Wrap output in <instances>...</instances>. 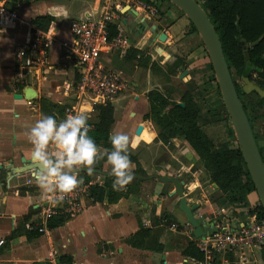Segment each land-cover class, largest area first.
Here are the masks:
<instances>
[{
	"label": "crops",
	"instance_id": "crops-1",
	"mask_svg": "<svg viewBox=\"0 0 264 264\" xmlns=\"http://www.w3.org/2000/svg\"><path fill=\"white\" fill-rule=\"evenodd\" d=\"M76 1L44 6L43 0H27L18 8L24 26H0V164L21 167L22 158L33 161L32 145L26 135L28 130L42 115L63 120L64 109L77 100L71 87L73 68L63 61L58 45L50 50L42 72L38 74L32 70L24 79L14 75L17 64L15 50L26 37L28 27L34 26L31 20L38 16H51L53 21L45 31L68 38L72 21L86 18L97 21L110 8L114 14L110 24L116 30L115 35L118 30L125 35L126 47L103 53L101 63L121 72L127 89L109 102L113 107L109 138L114 133H124L129 137V154L136 159L132 162L135 178L121 190H115L109 201L105 181L110 176V168L106 159L99 160L89 181L82 183L91 182L90 186L97 187L95 197H91L89 186L80 196V212L67 216L60 226L49 230L46 227L49 216L45 210L61 208L35 183L33 173L37 169L11 175L0 170V264H235L232 258L221 263L219 260L220 256L227 253L231 256L238 249L214 253L211 260L203 254L202 261L183 254L190 243L198 248V242L206 238L208 232L194 235V227L179 206L181 196L175 184L160 178L177 180L193 218L207 230L215 226L236 227L244 221L259 202L256 192H249L241 201H230L210 181L208 171L185 140L171 138L168 143H163L158 138L159 128L151 120L143 119L149 110V91L156 90L168 99L164 86L153 83L151 68H173V73L176 72L185 86L182 94L185 91L193 93L197 77L211 75L210 59L200 35L187 16L171 2L164 3L165 9L160 15H155L158 9L146 2L155 10L154 13L139 2L127 5L138 13V22H146V27L131 30L124 23L131 17L122 13L120 3H109V8L104 5L100 9L98 0H93L89 8L82 4L77 8L74 6ZM116 9H119L118 13ZM160 33L165 35L163 41L158 39ZM145 46L149 52H144ZM130 49L139 50L144 58L141 55L131 58L127 54ZM183 71L186 74L180 77ZM142 72L145 77L141 80ZM133 89L138 92H131ZM182 94L178 100H169L177 103ZM125 98L129 101L124 109V124L118 126L114 103ZM80 99L79 111L89 117L88 122L93 128L99 107L103 104H94L90 96H81ZM28 100L32 101L31 105L27 104ZM98 148L101 152L106 150L101 146ZM231 148L235 147L215 144L214 149ZM20 178L26 181L16 182ZM31 210L36 212L24 220L23 216ZM178 211L183 215L182 223L178 221ZM56 215L65 216L62 213ZM142 228L148 230L142 247L130 244L131 237ZM245 249L255 252L259 262L264 264V251ZM61 258L70 260L62 263Z\"/></svg>",
	"mask_w": 264,
	"mask_h": 264
},
{
	"label": "trees",
	"instance_id": "trees-1",
	"mask_svg": "<svg viewBox=\"0 0 264 264\" xmlns=\"http://www.w3.org/2000/svg\"><path fill=\"white\" fill-rule=\"evenodd\" d=\"M139 2L151 3L149 0H139ZM202 7L219 36L232 80L234 81V74L238 77L242 75L245 64L243 61V50L244 46H246L250 56V64L255 69H258V71L253 70L251 72L249 80L253 81V76H255L257 86L264 89V37L256 46H248L249 43L256 41L260 36L264 35V0H205ZM52 21L53 18L51 16L44 15L34 18L31 20V23L35 27L45 31ZM108 29L110 36H114L116 33L114 26L109 23ZM193 29L196 30L194 27ZM127 54L131 58H136L137 55H141V52L136 49H130ZM234 84L250 122L264 164V147L259 143L253 122L256 118L249 114L247 104L243 100L249 94H246L242 90V86H238L235 81ZM251 94H254L260 106L264 107V97L258 96L255 92ZM147 100L149 110L143 116V119L151 120L159 128L158 138L163 143H168L171 138H182L185 140L208 171L210 181L230 201H241L249 192L255 191L239 147L216 151L213 140L199 126L198 122L202 112L193 93L185 91L182 94L180 101L183 103V106H179L176 102L163 97L156 90L148 92ZM261 119L263 120L264 129V112L261 114ZM112 124L113 107L108 102L99 107L97 122L89 132V135L93 137L97 146L108 150L111 149L109 134ZM129 156L132 162H136L135 157L130 154ZM81 177H83V182H88L90 179L85 171L81 174ZM112 184L113 178L107 176L105 188L109 201L112 200V196L116 193ZM89 191L91 197H95L97 187L90 186ZM253 211L257 212L261 218H264L260 204L250 210V212ZM35 212L36 210L28 211L23 216V219L27 220ZM66 220V215H51L47 218L46 227L49 230L54 229ZM25 234L28 233L25 231ZM147 235L148 230L142 228L131 237L129 243L142 247L143 240ZM183 254L198 261L204 259L203 253L193 243H190L183 250ZM63 260L69 261L70 259L61 258L62 263L64 262Z\"/></svg>",
	"mask_w": 264,
	"mask_h": 264
},
{
	"label": "built area",
	"instance_id": "built-area-1",
	"mask_svg": "<svg viewBox=\"0 0 264 264\" xmlns=\"http://www.w3.org/2000/svg\"><path fill=\"white\" fill-rule=\"evenodd\" d=\"M25 1L27 0H0V26H24L18 8ZM195 1L202 5L205 0ZM139 4L154 13L155 10L147 4L141 2ZM118 11L119 9H116V13ZM103 14L97 21L88 18L72 21L68 38H62L35 26L28 27L26 37L15 50L17 64L14 75L24 79L32 70L38 71V74L42 72L46 68L50 50L55 45L59 46L63 61L68 62L73 68L74 78L71 87L77 99L75 104L64 109V118L68 114L80 113L81 96H90L94 99V104L104 105L127 89V82L121 72L109 69L101 63L103 53L123 50L126 47V37L120 30L115 36H110L108 24L114 18V14L109 11ZM27 104L31 105L32 101L28 100ZM90 185L91 182L80 184L63 202H57L61 210L50 207L45 210L46 216L58 213L66 216L78 214L81 210L80 196ZM215 228L216 232L202 238L197 244L207 260H211L214 253L234 249L256 248L264 251V218L258 216L255 211L249 213L236 227Z\"/></svg>",
	"mask_w": 264,
	"mask_h": 264
},
{
	"label": "clouds",
	"instance_id": "clouds-1",
	"mask_svg": "<svg viewBox=\"0 0 264 264\" xmlns=\"http://www.w3.org/2000/svg\"><path fill=\"white\" fill-rule=\"evenodd\" d=\"M84 113L68 114L63 120L42 115L26 133L32 145V160L39 166L33 173L35 183L53 202H63L80 184L85 171L91 176L96 163L106 159L114 190H121L135 177L129 156V137L110 136L111 149L101 152L89 135L92 126Z\"/></svg>",
	"mask_w": 264,
	"mask_h": 264
},
{
	"label": "water",
	"instance_id": "water-1",
	"mask_svg": "<svg viewBox=\"0 0 264 264\" xmlns=\"http://www.w3.org/2000/svg\"><path fill=\"white\" fill-rule=\"evenodd\" d=\"M174 6H176L187 18L190 20L193 27L196 29L198 34L203 41L204 47L207 51V54L210 59L212 69L217 81L219 91L221 93L223 103L227 110L228 117L230 119L233 131L235 133L236 141L241 152L246 170L250 176V179L253 183L254 190L259 198L260 205L264 213V164L259 152L258 145L253 135V131L242 106L239 95L236 91L234 81L232 80L230 70L228 68L227 62L224 57L222 45L219 39V36L212 25L207 13L203 9L202 5L195 0H169ZM122 13H127L131 20H124V23L131 29L135 30L137 27H146V22L144 20L137 21L138 13L125 6L122 9ZM155 27L153 28V31ZM160 41H163L165 35L160 33L158 36ZM264 35L260 36L256 41L248 44L249 47L256 46L262 39ZM243 61L244 68L241 75L242 81V90L246 93L255 92L258 96L264 97V89H261L259 86L252 84L249 80V76L255 69L250 64V56L244 46L243 50ZM186 74V71H183L180 77H183ZM18 97V96H15ZM183 106V104H179ZM140 127L137 130L139 133ZM22 166L14 167L2 166L0 164V170H4L7 175L11 174H20L23 172H29L32 169H37L39 166L34 161H28L22 158ZM160 179L172 181L175 184L177 192L181 199L179 201L180 208L186 213L190 224L194 227V235L201 236L205 235L208 232V235H211L213 232H216V229L207 230L206 228H201L196 220L193 218L190 209L186 206L184 198L182 197V190L180 184L175 179H169L166 177H161Z\"/></svg>",
	"mask_w": 264,
	"mask_h": 264
},
{
	"label": "rangeland",
	"instance_id": "rangeland-1",
	"mask_svg": "<svg viewBox=\"0 0 264 264\" xmlns=\"http://www.w3.org/2000/svg\"><path fill=\"white\" fill-rule=\"evenodd\" d=\"M68 0H43L44 6H47L49 4H62L66 3ZM147 1V0H146ZM151 3L150 6L156 7L158 9V12L155 15L162 14V11L165 9L164 3L171 4L170 1L161 0V3L159 0H149ZM139 2V0H98V5L100 9L106 5L105 7H110V4L113 3H120L122 5V8H124L127 5H130L132 3ZM93 3V0H77L76 3H74L75 7H79L80 4L86 6L89 8ZM108 3V4H107ZM163 3V4H162ZM41 7V6H40ZM110 12L109 10H107ZM180 11V10H179ZM112 13V12H110ZM102 15H104L102 13ZM113 19V18H112ZM112 21V20H111ZM203 44V41H202ZM204 46V44H203ZM144 52H149L147 50V47H144ZM207 52V51H206ZM142 58H144V54L142 53ZM157 62V61H156ZM144 71V69H142ZM174 69H167V67L164 68V70H156L154 68H151L150 76L153 79V83H160L164 86L163 90L168 97V99H179L180 94H182L183 90L185 89V86L182 84V81L179 79L178 75L173 73ZM210 70V69H209ZM211 75H201V77H197L196 81H194V86L196 88L193 89V94L195 99L197 100L198 104L201 107V117L199 120L200 126L204 131L214 140L215 144L222 145L225 144V146L233 145L234 147H237V141L235 137V133L233 131L230 119L227 114V110L225 108V105L223 103V99L221 96V93L219 91V88L217 86V81L214 75V71L211 67ZM142 80L143 77H145V74L142 72L139 76ZM234 81L238 86H242L241 77H238L234 74ZM199 78V79H198ZM203 78V79H202ZM140 80V81H141ZM256 77L253 76V81H251L252 84H256ZM131 92H138L136 89L131 90ZM173 93V94H172ZM244 102L247 104V111L249 114L256 119L253 121L255 124V131L257 132L259 143L261 146L264 147V129H263V120L261 119V114L264 112V107L260 106V104L257 102L256 96L254 94L249 93V95L245 98H243ZM129 100L127 98L121 99L118 102L114 103L115 111L114 115L118 121V126H121L124 124V109L125 105ZM140 103L143 102V99L140 98ZM177 104H183L180 100L177 102ZM127 110H130L129 108ZM219 148H223V146H220ZM25 178H20L16 182L22 183L25 182ZM260 204V201L257 203V205ZM256 205V206H257ZM254 206L253 208H255ZM179 216H177L178 221L180 223L183 222V215L181 212L178 211L177 213ZM240 250V251H239ZM230 256L228 253L220 256L219 262L222 261H230L229 259L232 258L233 261H235V264H262L259 262L256 253L252 250H241L238 249L236 252L231 253ZM259 256V255H258Z\"/></svg>",
	"mask_w": 264,
	"mask_h": 264
},
{
	"label": "bare ground",
	"instance_id": "bare-ground-1",
	"mask_svg": "<svg viewBox=\"0 0 264 264\" xmlns=\"http://www.w3.org/2000/svg\"><path fill=\"white\" fill-rule=\"evenodd\" d=\"M159 52H161V51H159Z\"/></svg>",
	"mask_w": 264,
	"mask_h": 264
}]
</instances>
